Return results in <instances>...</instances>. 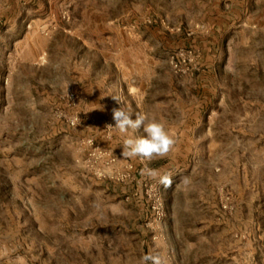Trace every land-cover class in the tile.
Here are the masks:
<instances>
[{
	"label": "rangeland",
	"instance_id": "obj_1",
	"mask_svg": "<svg viewBox=\"0 0 264 264\" xmlns=\"http://www.w3.org/2000/svg\"><path fill=\"white\" fill-rule=\"evenodd\" d=\"M120 108L176 138L170 187ZM149 252L264 264V0H0V264Z\"/></svg>",
	"mask_w": 264,
	"mask_h": 264
},
{
	"label": "clouds",
	"instance_id": "obj_2",
	"mask_svg": "<svg viewBox=\"0 0 264 264\" xmlns=\"http://www.w3.org/2000/svg\"><path fill=\"white\" fill-rule=\"evenodd\" d=\"M131 116V111L125 108L113 109L115 126L108 125V127L115 128L126 137L122 142V156L125 159L139 158L145 161L146 166L142 174L155 179L159 173L157 170L147 167V163L167 158L173 151L177 140L168 131L165 123L156 118L144 113H136L135 119H132ZM141 130L143 135H135ZM159 182L164 187H170L172 184L171 176H159ZM138 264H163V262L158 254L149 252L139 259Z\"/></svg>",
	"mask_w": 264,
	"mask_h": 264
},
{
	"label": "built area",
	"instance_id": "obj_3",
	"mask_svg": "<svg viewBox=\"0 0 264 264\" xmlns=\"http://www.w3.org/2000/svg\"><path fill=\"white\" fill-rule=\"evenodd\" d=\"M226 1H228V0H226ZM74 96L73 95H71V98H73Z\"/></svg>",
	"mask_w": 264,
	"mask_h": 264
}]
</instances>
